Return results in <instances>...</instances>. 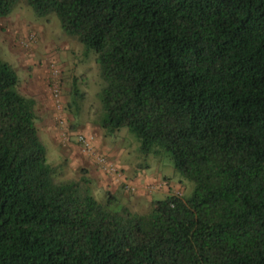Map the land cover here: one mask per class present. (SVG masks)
Instances as JSON below:
<instances>
[{"label": "trees", "instance_id": "16d2710c", "mask_svg": "<svg viewBox=\"0 0 264 264\" xmlns=\"http://www.w3.org/2000/svg\"><path fill=\"white\" fill-rule=\"evenodd\" d=\"M19 2L95 54L103 132L164 150L194 190L136 214L84 173L55 182L0 59V264H264V0H0V18Z\"/></svg>", "mask_w": 264, "mask_h": 264}, {"label": "rangeland", "instance_id": "374dc122", "mask_svg": "<svg viewBox=\"0 0 264 264\" xmlns=\"http://www.w3.org/2000/svg\"><path fill=\"white\" fill-rule=\"evenodd\" d=\"M29 34L34 36L35 42L29 44L27 47L21 46L20 41ZM85 51V47L76 41V39L63 33L59 20L54 14L37 16L24 2L17 3L7 17L0 18V59L9 64L16 72L19 88L25 83L27 75L18 71L19 68L12 58L13 55L21 54L24 60L36 62L38 60L45 61L46 59L49 62L50 58H55V61L58 60L61 79L60 93L64 103V110L61 113L62 117L60 119L63 124H59V119L56 123L61 126L62 130H68H66L67 133L65 134L69 135L68 138L70 139L77 135L75 133L79 132L80 126L83 125L85 120L92 121L98 125L97 116L101 108L99 99L100 82L96 56L92 51L86 53ZM37 54L39 55L37 56ZM73 88L77 95H84V100L75 99L76 104H71L69 110L67 105L70 103ZM50 97L52 99L51 93ZM72 113H77V116L73 117ZM40 123L41 121H38V124L35 121L39 137L47 150V164L57 169L54 181L79 180L81 175L74 170L75 168H68L64 163L65 158L63 155L53 152L51 147L46 143L42 133L44 130ZM104 135L106 142L117 145V147L124 150V155L121 156V161L119 162L130 161L134 162L135 165L140 164L146 167L149 171H158L161 174L160 176L168 178L173 183L177 184L178 182L180 189H182L181 199L186 200L191 197L194 183L183 179L176 172L167 152L158 150L156 154H153V152L147 155L141 154L136 136L127 128L120 129L112 136H108L105 133ZM116 169L121 177L122 170L117 166ZM101 171L105 173L103 170ZM89 189L98 204L106 205L107 194L101 188L96 187L94 183L90 182ZM122 189L125 191L124 187ZM133 193H130V195H133ZM114 195L117 197L118 202L110 206L112 211H119L122 207H127L133 213L144 214L151 205L147 197H140V202L134 206L130 205L131 203L128 200L121 198L119 194ZM163 199L164 197H159L157 201Z\"/></svg>", "mask_w": 264, "mask_h": 264}, {"label": "crops", "instance_id": "0c3cea01", "mask_svg": "<svg viewBox=\"0 0 264 264\" xmlns=\"http://www.w3.org/2000/svg\"><path fill=\"white\" fill-rule=\"evenodd\" d=\"M40 53V52H37ZM39 54H37L38 56ZM14 63L17 64L19 72L27 75L25 83L19 88L21 92L36 102L37 124L43 127L42 133L46 143L51 147L53 152L60 153L65 158V164L68 168H75L79 175H83L96 187L101 188L105 193L112 195L119 194L121 198L128 200L130 205H137L140 202V197L148 198L151 203L156 202L159 197H167L176 193L182 194V189L176 183L171 182L168 178L160 176L158 171L152 172L140 164L135 165L134 162L121 161V156L124 155V150L106 142V137L99 125L92 121L85 120L80 126L79 132L75 134H86L92 136L94 147L97 152L104 155L110 163L122 170V176L112 177L105 175L95 165L92 157H89L82 152L74 138L62 139L67 131L61 129V126L56 123L58 114L54 110L53 102L50 97L48 82V60L31 61L24 60L21 54L13 55ZM55 59V58H54ZM42 60V59H41ZM58 62V60H57ZM43 138V139H44ZM45 146V145H44ZM47 153V150H46ZM162 181H166L168 186H162ZM124 183L133 187L135 193L130 195L124 187ZM123 186V187H122ZM181 190V192H180Z\"/></svg>", "mask_w": 264, "mask_h": 264}, {"label": "built area", "instance_id": "2783aa9c", "mask_svg": "<svg viewBox=\"0 0 264 264\" xmlns=\"http://www.w3.org/2000/svg\"><path fill=\"white\" fill-rule=\"evenodd\" d=\"M35 38L32 34L26 35L21 41L20 45L27 47L29 44L34 43ZM48 87L52 96V101H53V106L54 110L57 112L59 115L57 117L58 119H61V113H62V106H61V99H60V86H59V79L60 78V70L57 61L55 59H49L48 62ZM59 124H63L62 120H60ZM64 139H67V135L64 133L63 135ZM76 143L79 145L81 148L82 152L88 155L89 157H92L94 160L95 165L100 169L105 172L107 175H111L113 177L119 178L120 175L116 169V167L110 163V161L102 154H99L95 147H94V140L92 136L88 135H82V134H77L75 137ZM124 188L127 192L133 193L135 192V189L129 185H124Z\"/></svg>", "mask_w": 264, "mask_h": 264}]
</instances>
